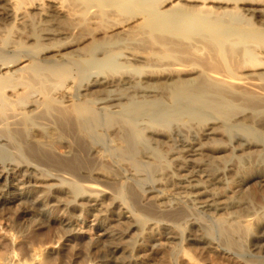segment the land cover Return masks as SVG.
<instances>
[{"label": "bare ground", "instance_id": "obj_1", "mask_svg": "<svg viewBox=\"0 0 264 264\" xmlns=\"http://www.w3.org/2000/svg\"><path fill=\"white\" fill-rule=\"evenodd\" d=\"M261 177L264 0H0V264H60L45 226L107 201L136 234L103 263L156 234L165 264H264Z\"/></svg>", "mask_w": 264, "mask_h": 264}, {"label": "rangeland", "instance_id": "obj_2", "mask_svg": "<svg viewBox=\"0 0 264 264\" xmlns=\"http://www.w3.org/2000/svg\"><path fill=\"white\" fill-rule=\"evenodd\" d=\"M213 187L214 186H210L209 189H212ZM245 188H246V191L248 190V192H254V194L256 195L257 200H258V198L261 197V193L264 192V179L262 180V177L261 178H255V179L251 180L248 183V185L245 186ZM245 197L246 196L241 197L240 200H242L241 203H243V204L240 207L236 206V207L230 208V210H228V211H238V210L242 209L243 207L249 208L248 199L247 198L245 199ZM203 200L205 202H207V201L210 202V200L207 199V197L206 198L204 197ZM156 201L158 202V198ZM108 202L109 201H107V203ZM107 203L103 204L100 202L99 206L90 207V209L82 217H80L78 219V221H76V222L74 221V219H68L66 216H64V217L60 216L59 220H58L59 222H57V224H55L53 226H48V225L45 226V228L48 229V232L50 235L49 236L50 242L52 241L55 243V242H57V240L59 238L61 239V237L63 236L61 239V243H60L62 245V249H60V253L63 254V257L60 260V264H107V263L101 262L100 260H98L96 258L97 254H98V252H97L98 249L95 247L96 243H94V245H93L92 241L97 242V240H98V243H102L106 239V241L104 243H108L107 242V239H108L107 236H113V235L117 234L120 231L121 227H122V229L129 231L130 235H128L127 239H129V237L132 236V234H133L132 237L135 236L136 231L132 230L133 227H131L132 224L129 222V219L126 217H123V214L121 213V211L119 212L120 208L118 207V204L115 203L113 205H110L109 209L112 211H106L107 210L106 208H108V206H109V205L108 206L105 205ZM99 208H100V210H99ZM27 211H29V210H27ZM111 212H113V213H111ZM225 212H226V210H221V211H219L218 214L222 215ZM127 215H129V214H127ZM106 216H109L108 219L106 220V222L102 221V219H105ZM23 222L27 223V221H24V220H23ZM102 222H105L103 226H101ZM3 223H4V221H3ZM64 223H66V224H64ZM67 223H69L70 225H72L73 228H75V230L72 233H70L71 235L65 234L64 227H66ZM118 224H120V225H118ZM263 231H264V221L260 224H255L254 225V231H253L254 235L252 234V236H251L250 244H252L254 247L259 245L260 241L262 239V236L264 235ZM134 232H135V234H134ZM73 235L77 237L75 240H73V238H72ZM147 237H148L147 239L149 241L147 240L146 243H143L144 244L143 247L140 248V249H142V252H141L142 256L139 259H135V258L131 259L130 263L141 264V261L143 259V260H148V261L151 260L152 264H165V262L167 260L166 256H165L167 253L166 252L167 248H164V245H162V247L160 245H158L159 244V241L157 240L158 235L155 234L152 238L150 237V235H147ZM81 240H83V243L78 244V245H80V247H79L78 245H76V243H77V241H81ZM88 241H90V243L92 244L91 245L92 247L90 246V248L83 246V244L85 245L86 243L88 246ZM140 242H142V239ZM54 243L49 244L47 246L46 250L49 253H54L55 249H58V248H56L58 245L56 244V246H55ZM122 246H123V244H122ZM3 248H6L5 245L3 246ZM53 255L56 256V254H53ZM200 258H201V261L203 264H246V262H244L245 258L237 257V256H235V254H233V255H219L216 252L215 253L214 252H208V253L202 255ZM88 260L92 261V262L89 263V262H87ZM8 261H10V260H8ZM114 261H115V263H114ZM121 261H122V256L119 255L112 262L114 264H120ZM112 262L110 264H112ZM188 262L189 261L184 260V261H182V264H192V263H188ZM8 264H9V262H8Z\"/></svg>", "mask_w": 264, "mask_h": 264}]
</instances>
